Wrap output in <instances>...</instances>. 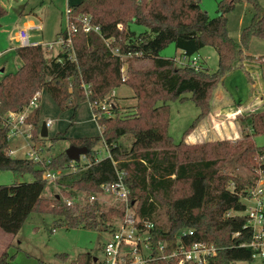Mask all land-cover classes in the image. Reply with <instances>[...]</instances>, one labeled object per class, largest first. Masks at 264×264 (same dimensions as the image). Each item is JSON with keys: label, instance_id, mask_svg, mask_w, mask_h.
<instances>
[{"label": "trees", "instance_id": "16d2710c", "mask_svg": "<svg viewBox=\"0 0 264 264\" xmlns=\"http://www.w3.org/2000/svg\"><path fill=\"white\" fill-rule=\"evenodd\" d=\"M200 1L81 0L70 5L72 19L88 16L100 27L98 32H85L76 21L79 31L73 36V47H62L51 57L40 43L15 48L21 65L0 78V170L30 174L33 180L0 185L2 230L16 234L27 217L39 211L65 219L67 228H109L113 232L112 221L124 217L125 205L104 209L99 198L90 201V196L104 195L102 186L118 180V174L123 173L130 189V206L154 224L149 228L153 255L146 264H178L184 249L195 242L214 245L218 250L205 264L254 259V249L248 246L253 230L244 212L260 169L264 176V161L258 162L264 156V146L254 141L255 135L264 133V110L247 114L244 121L252 132L233 141L187 143L185 136L211 112L212 95L228 71L246 58L264 66V55L245 52L254 37L264 39V7L252 0L253 16L237 42L228 32L227 14L242 0H221L215 17L201 8ZM7 12L0 4V18ZM132 23L147 30L138 33L131 28ZM62 34L63 30L58 36ZM108 39L112 40L110 46ZM171 43L186 57L212 46L218 53L217 69L210 71L203 64L195 68L162 57L161 51ZM112 48H118L119 54ZM144 58L151 60L149 67L133 64V60ZM124 64L127 75L122 80ZM123 83L133 90L136 113L118 117L116 104L115 116L101 115L98 119L102 128L99 136L72 139V144L88 148L87 162L78 169L68 170L71 160L65 151L43 164L8 153L9 127L3 124V118L9 111L24 108L39 89L43 88L61 110L72 109L73 121L83 102L96 105ZM186 93L191 94L200 112L176 143L168 134V101L183 100ZM39 113L40 106L27 117L33 126V141L43 139L38 136ZM124 137L131 140L129 146L122 141ZM100 140L109 151L103 159L95 148ZM237 166L254 167L255 175L237 174ZM46 170L63 171L55 183L58 192L52 198L44 194ZM81 196L87 199L84 203L77 201ZM160 209L166 215L163 223L156 219ZM95 258L90 252L80 253L68 264H100ZM0 264H14L7 251L1 253Z\"/></svg>", "mask_w": 264, "mask_h": 264}, {"label": "rangeland", "instance_id": "374dc122", "mask_svg": "<svg viewBox=\"0 0 264 264\" xmlns=\"http://www.w3.org/2000/svg\"><path fill=\"white\" fill-rule=\"evenodd\" d=\"M81 0H24L21 9L27 5L24 13L29 15L28 18H34L37 23H42L43 28L29 29L31 41L39 39L43 45L52 46L51 49L45 46L47 57L58 54L61 45L59 44L58 33L68 27L67 7L77 4ZM221 0H201L200 6L206 10L211 17L218 15L219 2ZM22 0H12V9L5 6L7 14L0 19V75L7 72H15L21 65V59L16 54L15 48L19 43L13 39L16 31L24 26L25 18L19 14L17 5ZM29 2V3H28ZM264 7V0H258ZM19 8V9H20ZM34 12V13H30ZM254 13V5L252 0H242L238 2L235 8L227 14L228 32L230 36L240 41L242 29L248 25ZM131 28L136 32H144L147 27L144 25L132 23ZM179 50V49H178ZM173 43L167 45L162 51L161 56L166 58L181 57V51H178ZM246 54L256 57L264 55V39L254 37L249 48L245 51ZM2 53V54H1ZM200 56V61L204 67L210 71H215L218 66V53L212 46H206L199 51L195 56ZM191 58V57H190ZM178 64L182 63V59H176ZM133 64L137 67L144 68L151 65V60L148 58L133 60ZM261 65V67H260ZM1 70H3L1 72ZM127 75V69L124 71ZM1 77V76H0ZM220 89V90H218ZM220 91V92H219ZM190 93H186L183 100L172 99L169 104V126L168 134L173 138L174 142H180L185 131L194 123L199 115L200 108L190 98ZM109 96V95H108ZM107 96V97H108ZM262 99L259 111L264 110V66L260 61L244 59L243 62L236 64L230 71L226 73L218 88L214 91L211 98L212 109L215 106H225L228 101H235L236 105L247 107L254 102L255 99ZM114 101L119 107L118 117H127L136 113L134 104L136 99L133 97V90L130 86L123 83L115 89ZM39 127L43 121L50 118L53 120L52 126L48 128V136L39 139L31 140L23 138V136L13 137L9 140V147L14 149L13 157L20 158L25 156V151L31 150L34 146L44 159L56 156L64 152L72 145V139L78 137H95L99 136L101 130L93 121L92 112L88 101L83 102L77 109L74 120H71L73 114L72 109L61 110L51 98L43 95L39 99ZM229 106V105H228ZM230 108V107H228ZM231 111V110H229ZM243 111V110H241ZM239 110L237 113H241ZM249 111V110H248ZM244 114L236 113L228 114L227 111H222L221 114H214L218 123L211 122V117L207 115L196 126L192 132H199V143L217 140H236L234 134L230 131L235 127V123L239 124L241 137L245 132H252V129L246 123ZM209 113V114H210ZM228 115L231 120L228 119ZM232 116V117H231ZM26 128V127H23ZM40 137V135H38ZM188 135L185 136V139ZM240 137V138H241ZM122 141L126 145H130L131 140L123 138ZM254 141L259 146H264V133L254 136ZM26 146V149L24 147ZM98 150V157L103 159L109 155L102 140L98 141L95 147ZM257 158V157H256ZM83 159L77 161L81 162ZM261 159L258 158V162ZM235 173L245 177H253L255 168L237 166L234 168ZM33 176L30 174H20L12 170H0V185H12L15 183L30 182ZM257 182V180H256ZM58 192L57 186L54 183L48 182L44 194L50 198ZM99 201L104 209L116 207L121 203L115 201L110 195H98ZM87 200V199H86ZM83 196L78 197L77 201L84 203ZM246 214V211L244 212ZM157 222L163 223L166 221L164 209L159 210L156 215ZM112 224L117 227L120 224L118 218L113 219ZM113 232L107 228H67L65 219L58 215L48 212H32L24 221L22 227L16 234L7 233L0 228V255L7 251L9 259L14 264H68L73 258L80 253L90 252L94 254L100 261L104 259V245L112 238ZM147 236V233H144ZM66 254V258L60 256ZM230 264H262L259 256H255L252 261H236Z\"/></svg>", "mask_w": 264, "mask_h": 264}, {"label": "built area", "instance_id": "2783aa9c", "mask_svg": "<svg viewBox=\"0 0 264 264\" xmlns=\"http://www.w3.org/2000/svg\"><path fill=\"white\" fill-rule=\"evenodd\" d=\"M72 8L70 5L67 7V19L68 27L63 31L62 35H59V44L62 47H73V36L79 31V25L76 21L80 22V27L85 32L96 31L98 32L100 27L93 25L90 22L88 16H80L76 21L71 17ZM119 27H122L119 25ZM14 40L19 43V46L36 45L38 43L31 41L29 34V28H21L17 31L14 36ZM108 46L111 45L112 40H106ZM48 50L52 48L50 45H45ZM115 54H119L118 48H112ZM180 64H189L192 67L198 68L201 66V62L198 56L186 57L182 59ZM127 69V64L122 67L123 78L126 79L124 71ZM43 93V88L39 89L34 96L31 98L29 103L18 111H9L3 118V124L9 127L8 140L13 137L23 136L32 140V129L31 123L27 122L29 112L33 108L40 106L39 99ZM88 93V92H87ZM115 89L112 90L110 95L104 100L100 101L96 105H91L94 119L98 122L101 115L112 117L116 115L115 107L116 102L114 101ZM99 111V112H97ZM53 120L46 119L47 127L52 126ZM26 127V128H23ZM26 149V146L24 147ZM35 146L31 150L25 151L26 158L32 159L38 163H44V160L49 162L50 158L44 159ZM14 149L8 148V153L13 156ZM81 162L72 161L70 162L68 170H76L80 165H84L87 162L86 155H82ZM264 161V156L260 157ZM262 170H259L260 177L256 182L255 187L250 190V196L247 199L246 214L248 217V225L253 230L252 241L248 246L254 249V257L259 256L262 264H264V176L261 175ZM63 171L61 170H46L43 173V178L48 182L56 183L61 177ZM104 194L110 195L115 201H119L122 205H125V214L120 219V224L114 228L112 238H110L104 245V259L99 260L100 264H146L151 259L153 251L149 243V228L153 227L154 224L145 219L141 218L135 208L130 206V189L127 187L123 180V173L118 174V180L103 185ZM98 198L96 195L90 196V201ZM68 204H72V200H66ZM147 233V236H144ZM163 246L159 247L161 251ZM217 248L214 245H209L202 242H195L190 247L184 249L182 252L181 259L178 264H184L186 261H192L197 264H205L209 261L210 257L217 254ZM162 253V252H161ZM175 254V253H174ZM173 254V255H174ZM162 257H170L162 254Z\"/></svg>", "mask_w": 264, "mask_h": 264}, {"label": "crops", "instance_id": "0c3cea01", "mask_svg": "<svg viewBox=\"0 0 264 264\" xmlns=\"http://www.w3.org/2000/svg\"><path fill=\"white\" fill-rule=\"evenodd\" d=\"M23 1L24 0H22V2H20V4L19 5H17L16 6V8H18V10H19V14L20 15H23V18H25L26 20H25V22H24V26L22 27V28H29V29H42L43 28V24L40 22V23H37L36 22V20L34 19V18H28V16L29 15H27V14H25L24 13V10L26 9V7H27V5H25L24 6V8L23 9H21L20 7L22 6V3H23ZM11 3H12V0H0V4L2 5V6H9V9H12V6H14V5H16V3L14 4V5H11ZM29 3V2H28ZM15 7V6H14ZM20 8V9H19ZM30 13H34V12H30ZM0 19H5V18H0ZM17 33V31L15 32V34ZM15 34L13 35V36H15ZM13 39H14V37H13ZM40 41H42V40H39V39H33L32 40V42H35V43H40V44H42L43 45V43H41ZM45 46V45H44ZM203 49V48H202ZM60 50V49H59ZM178 50V49H177ZM178 51H181V57L180 56H176L175 57V59H183V57H184V55H183V51L182 50H178ZM59 52V51H58ZM2 54V53H1ZM198 54H199V52H198ZM1 56V55H0ZM198 57H199V59H200V56L199 55H197ZM246 60V59H245ZM244 61V60H243ZM242 61V62H243ZM201 62V61H200ZM22 63V62H21ZM241 63V62H240ZM202 64V63H201ZM260 67H261V65H260ZM3 70H1V72H2ZM4 74H1L0 76L2 77ZM0 77V78H1ZM218 90H220V89H218ZM220 92V91H219ZM43 95H46L48 98H51L50 96H49V94L43 89V93H42V96H41V98H43ZM52 99V98H51ZM261 101H263L262 99H255L254 100V102L252 103V104H250L249 106H247V107H242L240 104H237L236 105V102L235 101H228V103H227V105L225 104V106H215V107H213V109L211 110L213 113H215L216 115L217 114H221L222 113V111H227V113L228 114H230V113H234L235 111H237V110H243V111H241V115L242 114H244V112L245 111H248L249 113H251V112H255V111H259V110H261V109H259L261 106ZM54 102V101H53ZM89 103V107H90V110H91V112H92V109H91V105H90V102H88ZM135 105V104H134ZM229 105V106H228ZM228 107H230V108H228ZM259 109V110H258ZM229 110H231V111H229ZM246 114H248V113H246ZM92 117H93V112H92ZM209 117H211V122L212 121H214V123H218L217 122V120L215 119V116H214V114H212V113H210L209 114ZM228 119H230L229 121H230V123L233 121V120H231V118H230V116L228 115ZM46 121V120H45ZM93 121L98 125V127H99V129L101 130V132L100 133H102V128L100 127V125L98 124V122L94 119V117H93ZM234 122V121H233ZM235 123V127L230 131V134H234V139L235 138H240L241 137V130H240V128H239V124L237 123L236 124V122H234ZM40 127H41V125H40ZM40 127L38 126V133H40ZM49 128V127H48ZM198 129L200 128V126H198L197 127ZM196 128V129H197ZM49 131V130H48ZM199 131V130H198ZM198 131H196V132H192V133H190L187 137H186V139H185V142H187V143H197L198 141H199V139H197L198 138V136H199V132ZM40 135V134H39ZM40 138H42V137H40Z\"/></svg>", "mask_w": 264, "mask_h": 264}, {"label": "water", "instance_id": "95a60500", "mask_svg": "<svg viewBox=\"0 0 264 264\" xmlns=\"http://www.w3.org/2000/svg\"><path fill=\"white\" fill-rule=\"evenodd\" d=\"M40 137L45 138L48 136V127L46 125V121H43L40 127ZM88 152L87 146H79L72 144L69 146L65 153L67 154L68 158L72 161H79L82 155H86ZM97 257L95 258V260Z\"/></svg>", "mask_w": 264, "mask_h": 264}]
</instances>
